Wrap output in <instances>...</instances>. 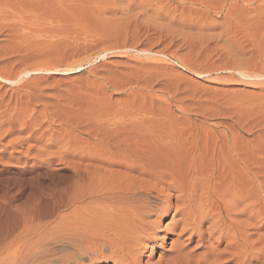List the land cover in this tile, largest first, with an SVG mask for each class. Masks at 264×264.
<instances>
[{
  "label": "rangeland",
  "instance_id": "obj_1",
  "mask_svg": "<svg viewBox=\"0 0 264 264\" xmlns=\"http://www.w3.org/2000/svg\"><path fill=\"white\" fill-rule=\"evenodd\" d=\"M66 63L76 71L0 78V225L8 201L32 218L58 211L45 217L42 235L69 230V196L110 183L106 171L113 182L159 176L155 168L178 155L175 145L194 155L183 159L193 183L202 186L210 173L238 176L243 201L231 213L245 209L246 221L256 194L251 223L264 234V0H0V76ZM120 125L142 132L132 168L97 162L101 130ZM211 145L222 146L215 165ZM222 189L219 178L211 182L228 207ZM158 238L142 264L161 260L175 236L162 229ZM201 242L189 250L202 254ZM99 258L77 264H116Z\"/></svg>",
  "mask_w": 264,
  "mask_h": 264
},
{
  "label": "bare ground",
  "instance_id": "obj_2",
  "mask_svg": "<svg viewBox=\"0 0 264 264\" xmlns=\"http://www.w3.org/2000/svg\"><path fill=\"white\" fill-rule=\"evenodd\" d=\"M59 65L24 71L14 78L6 74L0 78L16 83L36 72L62 70L60 72L64 73L76 71L78 67L71 63L64 64V68ZM121 127L101 130L103 140L97 162L102 165L132 168L134 165H129L127 161L134 159V153H143L137 140L142 132ZM173 149L178 151V155L157 166L155 173L159 176L149 174L150 180L144 183H134L132 177L124 174L119 176L121 180L113 182L114 176L106 174V171L103 175L110 178V183L104 185L101 181L94 192H75L69 196L67 206H73L68 216L69 230L42 235L49 223L45 217H57L58 211L49 216L47 211L41 215L42 212L32 218L28 209L14 204L12 210L6 201L0 225V264H77L78 259L85 256L100 257L99 261L106 263L142 264L143 249L159 239L162 229L174 235L175 239L156 264H264V234L258 232L261 226L251 223L259 210L257 195H251L253 200L246 211L247 220H242L245 209L231 213L243 201L241 181L237 180L234 185L232 180L238 176L227 179L221 172L216 175L210 173L202 186L193 183V171L185 167L183 159L191 161L194 155L180 146L174 145ZM221 152L222 146L216 149L211 145L209 153L212 160L217 155L213 165L220 160ZM255 168L256 163L253 162L249 168L253 174L252 181L257 180ZM217 178L223 186L222 190L231 197L228 207L211 191V182L217 181ZM71 181L85 180L80 177ZM254 188L257 191L255 182ZM77 203L80 206H74ZM8 207L13 212H9ZM167 216H171L170 220L161 228ZM39 221L44 222L41 224ZM78 224H81V230L73 229ZM195 239L202 241L203 252L200 255L188 248ZM52 242L66 243L74 252L67 254L63 248L50 246Z\"/></svg>",
  "mask_w": 264,
  "mask_h": 264
}]
</instances>
